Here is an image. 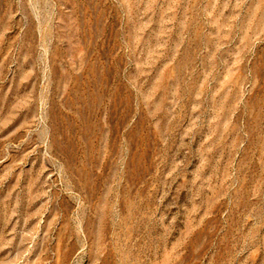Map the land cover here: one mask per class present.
I'll list each match as a JSON object with an SVG mask.
<instances>
[{
  "label": "rangeland",
  "instance_id": "obj_1",
  "mask_svg": "<svg viewBox=\"0 0 264 264\" xmlns=\"http://www.w3.org/2000/svg\"><path fill=\"white\" fill-rule=\"evenodd\" d=\"M0 264H264V0H0Z\"/></svg>",
  "mask_w": 264,
  "mask_h": 264
}]
</instances>
